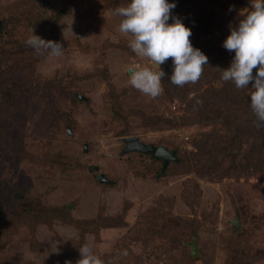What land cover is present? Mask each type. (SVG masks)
<instances>
[{"label":"rangeland","instance_id":"1","mask_svg":"<svg viewBox=\"0 0 264 264\" xmlns=\"http://www.w3.org/2000/svg\"><path fill=\"white\" fill-rule=\"evenodd\" d=\"M127 3L0 0V89L9 91H0V188L27 198L23 211L0 216V264H75L85 243L105 264H264V132L223 149L214 138L226 131L200 105L211 98L229 109L237 137L255 124L242 100L252 82L232 98L235 86L219 81L209 61L198 82L172 90L169 57L163 91L142 93L128 69L150 62L129 47L114 13ZM250 7L181 0L171 11L182 18L213 11L224 32L228 14L239 21ZM27 20L57 34L62 54L27 52ZM221 34L205 36L219 46ZM129 137L175 158L165 166L128 151Z\"/></svg>","mask_w":264,"mask_h":264},{"label":"clouds","instance_id":"2","mask_svg":"<svg viewBox=\"0 0 264 264\" xmlns=\"http://www.w3.org/2000/svg\"><path fill=\"white\" fill-rule=\"evenodd\" d=\"M249 2L251 7L241 10V19L236 26L230 25V34L222 42L226 50L234 51V56L229 66L221 70L220 78L233 82L236 88H249L252 82L249 103L259 128L264 127V0ZM175 7V0H128L126 6L114 9L121 17L118 30L132 37L129 47L137 56L146 57L150 62V66L128 69L130 83L152 97L163 91L162 78L166 73L161 65L169 57L173 71L168 78L178 86L196 82L204 66L208 65V56L190 40L192 28L185 25L182 17L172 13ZM25 43L49 56H59L63 51L59 41L45 39L34 32ZM79 252L80 258L75 264H105L86 243Z\"/></svg>","mask_w":264,"mask_h":264},{"label":"trees","instance_id":"3","mask_svg":"<svg viewBox=\"0 0 264 264\" xmlns=\"http://www.w3.org/2000/svg\"><path fill=\"white\" fill-rule=\"evenodd\" d=\"M180 1L181 0H175V3L179 4ZM170 2H171V0H170ZM238 2L239 1H235V3H238ZM179 6H178V8H179ZM179 9H178V12H179ZM198 13L195 14L192 12L189 15V17L183 16V18L187 21L188 25L192 28V35L190 36V40H191L192 44L194 45V47L200 48L208 56V58H209L208 63H209V61H212L215 63L216 68L214 69V76L216 78H218V80L220 81L221 80V78H220L221 77V70L224 68H227L229 66L230 61H231L232 57L234 56V51L230 52V51L226 50L222 46V44H220L219 46H215L213 44L214 42H216L213 40L214 38H212L210 40V39H207L205 35L208 33H213V34L215 33V35H217L218 32L219 33L222 32L221 38L224 41V39L230 34L229 33L230 25L234 27L238 24L239 21H234L233 18L231 17V15L228 14L229 19L231 20V24L230 25L228 24L226 29L223 32V31H221V29H218V24L215 23V21L213 20V16H214L213 11L212 12L210 11L208 13L209 16L206 17V15H205V16L200 17V18L197 15ZM199 14H201V13H199ZM58 16L60 18L64 17L65 11L59 12ZM13 19H15V18H13ZM10 20H12V18H10ZM13 21H15V20H13ZM16 22H19V21H16ZM30 22L31 21H29V20H27V22H26V27H27L28 31L26 29L27 32L23 38L24 40H26L27 37L30 36L34 32V34L39 35L45 39H51V40L53 39L54 41H58L57 34H55V33L51 34L49 32L44 33V29L42 28L41 23H39L38 25H35V24L30 23ZM232 22L234 24H232ZM21 26H23V25L21 24ZM210 27L212 28L213 31L208 30ZM4 30H6V24L1 26V34L2 35H6L5 33H3ZM9 37L11 38L10 35H9ZM19 42H20V40L13 43V45L15 46ZM22 44H23V46L24 45L26 46V43L22 42ZM27 46H28V47H26L28 49L27 52H29L32 47L29 48V45H27ZM32 52H34V51H32ZM212 54H213V57H210ZM42 58L43 57H39L38 59H36L35 64L38 63ZM164 66L168 67L167 64H165ZM208 66L204 67L205 68L204 69L205 71L203 74L204 76L206 74ZM15 69H16V67L14 68V70ZM255 72H256V69L254 68L253 74H255ZM211 77H213L212 73H211ZM200 79L201 78H199L196 82H198ZM223 82L227 85V88L229 87V84L234 85V83L231 81H223ZM169 83H170L169 86L172 88V90H180L181 89V87L179 88L178 85L172 84L170 82V80H169ZM248 87L250 88V83H249ZM249 88H236L235 87L234 90H232L231 88L228 90L232 91L233 95H231V96L233 98L236 96L241 97L242 96L241 94L248 93L247 90L249 91ZM0 91L2 92V94L5 97H6V93H9V91L7 89H0ZM215 91H216V89L214 90V94L216 95ZM243 98H244V99H242L243 102L246 101L244 103V107H246V111H248L249 109H251L250 103H249L250 102V93L248 95H245ZM228 99L229 98L225 96V99L220 100L219 105L220 104L222 105V104L228 102L229 101ZM207 100H211V98L203 100V102L200 104V105H203L202 109L210 110L211 111L210 118H211V120H213L212 122H214L218 126H221L224 129V131H226V133H228V134L225 133L224 135L220 134V136L216 135L217 137L214 138L215 143L219 144V146L221 143H223V145L221 146V147H223V149H226L227 146L230 147L233 144H235L237 142L236 138L240 139L241 136H242V139H240V140H244V139L247 140L248 137L251 136V132L254 131L255 129L260 128V130L264 132V127L258 128L256 126V118H255L254 119L255 124L252 125L253 127L248 126V129L245 128L246 129L245 131H240V132L238 131L237 137H236L234 135V133L236 132V129L233 130L231 127V124H234L236 117L234 118L232 113L229 111V109L225 108L224 106L219 107L218 104L215 106L212 102H208ZM205 148L206 149H213L212 147H210L208 145H206ZM150 154H152V156L156 157L154 153H150ZM159 161L161 162L160 164L163 165L162 161L161 160H159ZM0 193H1L0 194V216L2 219H4V220L11 219V217L13 215L15 216V214H18L19 211H23L25 209L23 206V204H24L23 202L27 201V198L24 197V195H20V193H18L15 190H12L11 188H8V189H1L0 188ZM143 236H147V234L144 233Z\"/></svg>","mask_w":264,"mask_h":264},{"label":"water","instance_id":"4","mask_svg":"<svg viewBox=\"0 0 264 264\" xmlns=\"http://www.w3.org/2000/svg\"><path fill=\"white\" fill-rule=\"evenodd\" d=\"M127 143L129 144L127 150L128 151H136L141 153H154L156 157L159 159L164 160L165 166L168 165L169 161L173 160L175 158V155L173 152H169L167 149L162 147H155L153 145H145L141 143L136 137H129L127 138ZM100 180H105L104 175L98 176ZM235 225H238V222H234Z\"/></svg>","mask_w":264,"mask_h":264}]
</instances>
